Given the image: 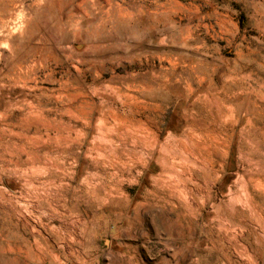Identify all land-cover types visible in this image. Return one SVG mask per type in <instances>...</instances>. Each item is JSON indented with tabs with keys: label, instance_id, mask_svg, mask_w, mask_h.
Segmentation results:
<instances>
[{
	"label": "rangeland",
	"instance_id": "1",
	"mask_svg": "<svg viewBox=\"0 0 264 264\" xmlns=\"http://www.w3.org/2000/svg\"><path fill=\"white\" fill-rule=\"evenodd\" d=\"M0 264H264V0H0Z\"/></svg>",
	"mask_w": 264,
	"mask_h": 264
},
{
	"label": "bare ground",
	"instance_id": "2",
	"mask_svg": "<svg viewBox=\"0 0 264 264\" xmlns=\"http://www.w3.org/2000/svg\"><path fill=\"white\" fill-rule=\"evenodd\" d=\"M187 176H189V175H187Z\"/></svg>",
	"mask_w": 264,
	"mask_h": 264
}]
</instances>
